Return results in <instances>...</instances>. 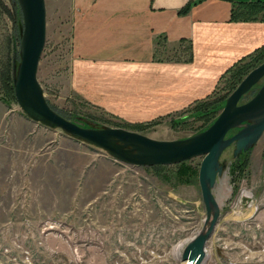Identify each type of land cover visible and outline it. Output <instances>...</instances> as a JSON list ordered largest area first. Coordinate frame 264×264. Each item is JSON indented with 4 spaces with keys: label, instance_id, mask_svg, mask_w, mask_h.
Listing matches in <instances>:
<instances>
[{
    "label": "rangeland",
    "instance_id": "rangeland-1",
    "mask_svg": "<svg viewBox=\"0 0 264 264\" xmlns=\"http://www.w3.org/2000/svg\"><path fill=\"white\" fill-rule=\"evenodd\" d=\"M46 7L38 78L56 109L83 126L120 124L159 139L184 138L205 124L195 104L133 121L81 95L73 79L66 1L46 0ZM22 33L18 0H0V70L9 59L12 78ZM234 81L227 73L208 99L229 96ZM263 81L240 102L253 97ZM11 94L0 75V264H184L183 245L206 216L199 180L175 184L152 166L117 160L61 129L24 123L27 115ZM225 103L207 116L219 115ZM234 148L229 145L220 158L224 168L213 189L220 216L202 264H264V133L237 156ZM202 158L189 162L200 167ZM177 164L161 171L171 178Z\"/></svg>",
    "mask_w": 264,
    "mask_h": 264
},
{
    "label": "crops",
    "instance_id": "crops-1",
    "mask_svg": "<svg viewBox=\"0 0 264 264\" xmlns=\"http://www.w3.org/2000/svg\"><path fill=\"white\" fill-rule=\"evenodd\" d=\"M65 1L76 90L133 121L206 97L264 44V19L240 12V4L263 0Z\"/></svg>",
    "mask_w": 264,
    "mask_h": 264
},
{
    "label": "water",
    "instance_id": "water-1",
    "mask_svg": "<svg viewBox=\"0 0 264 264\" xmlns=\"http://www.w3.org/2000/svg\"><path fill=\"white\" fill-rule=\"evenodd\" d=\"M18 2L23 16V33L21 59L14 69L13 84L17 102L27 117L50 128L61 129L103 149L111 157L130 164H175L203 156L198 180L208 226L206 230L196 233L180 253L183 262L202 264L206 257L207 240L220 216V204L213 189L224 168L220 161L221 155L225 148L235 144L234 155L237 156L250 149L264 133V81L253 97L240 102L248 91L264 80V61L249 71L230 93L214 122L205 130L190 136L159 139L120 126H83L51 106L38 78L39 63L47 37L46 0ZM234 128L238 130L229 135Z\"/></svg>",
    "mask_w": 264,
    "mask_h": 264
},
{
    "label": "trees",
    "instance_id": "trees-1",
    "mask_svg": "<svg viewBox=\"0 0 264 264\" xmlns=\"http://www.w3.org/2000/svg\"><path fill=\"white\" fill-rule=\"evenodd\" d=\"M190 5L191 3L189 2L188 5L181 10V12H187ZM240 5H242L240 12L244 13L245 17H252V16L258 17L259 16L262 19H264V0L249 2L245 4H240ZM8 60L2 63L0 75L4 83L5 91L9 88L10 91L12 92L11 95L13 99H16L14 85H13V78L11 77L12 76L11 61H8ZM263 61H264V44L257 47L253 52H251L250 54L242 57L237 62H235L230 68H228L225 71V73L221 76V79L224 78L227 73H232L235 79L234 85L232 86V90H231L233 91L238 86V84L241 82V80L245 77V75L249 73V71H251L253 68L258 66L260 63H262ZM248 93L249 92H247L243 97H245ZM228 94H225L224 96L217 98L216 100H213V101L208 99V97L210 96L208 95L204 98L197 99L193 103L190 104L191 106H193L194 104L196 105V106L194 105L195 112L201 113V115L206 116L205 124L200 126V128L196 132L205 130L208 126H210L214 122L218 114H214L210 116H207V115L215 112L216 110H214L213 112H210V110L215 109L220 104L221 101L226 100ZM51 106L55 110H57L59 113H61L62 115L72 120V118L69 117L67 114L63 113L62 111H59L53 105ZM118 126H122V125L118 124ZM189 160L178 163L177 171L174 174L173 173L171 174V178L168 176L170 174L169 172L163 173L161 171V170H164L165 169L164 167H166L167 165L156 164V165H152V167L160 175L164 176L161 178L165 179L166 181L171 180V181H174L175 184L176 183H181V184L191 183L192 184V183L197 182L198 180L199 166L198 167L193 166L192 164H190Z\"/></svg>",
    "mask_w": 264,
    "mask_h": 264
},
{
    "label": "bare ground",
    "instance_id": "bare-ground-1",
    "mask_svg": "<svg viewBox=\"0 0 264 264\" xmlns=\"http://www.w3.org/2000/svg\"><path fill=\"white\" fill-rule=\"evenodd\" d=\"M206 217H205V220H204V223H203V226H202V228H201V230L200 231H204V230H206L207 229V226H208V222H206ZM205 224H206V226H205ZM205 226V227H204ZM192 238V237H191ZM191 238H189V239H187V241H185V243L184 244H186ZM183 245V244H182ZM184 246V245H183ZM184 264H188L187 263V261H185V262H183Z\"/></svg>",
    "mask_w": 264,
    "mask_h": 264
}]
</instances>
